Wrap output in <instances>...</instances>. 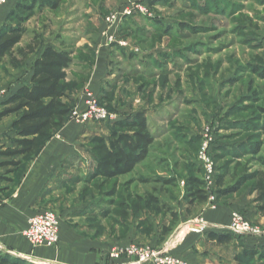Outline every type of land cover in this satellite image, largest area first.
<instances>
[{
	"label": "rangeland",
	"instance_id": "rangeland-1",
	"mask_svg": "<svg viewBox=\"0 0 264 264\" xmlns=\"http://www.w3.org/2000/svg\"><path fill=\"white\" fill-rule=\"evenodd\" d=\"M55 2L22 0L14 7L8 22L21 17L28 30L22 46L38 35L39 49H69L71 91L90 84L105 49L110 77L102 103L118 117L145 112L154 143L133 173L106 181L94 177V145L82 142L86 151L56 183L59 197L39 209L65 214L75 226L88 223L106 245L108 264L111 248L126 245L131 233L162 245L178 235L183 218L209 213L207 203L192 205L185 192L187 179L203 174L198 151L202 132L211 128L223 181L217 209L250 206L252 217L239 212L264 229L254 192L256 174L264 173V0H61L54 8ZM112 16L119 17L115 26L107 21ZM7 61L2 70L10 69ZM97 124L105 131L113 123ZM25 163L14 169L15 180L5 178L18 184ZM242 238L264 242V236H238L210 249L209 264H235Z\"/></svg>",
	"mask_w": 264,
	"mask_h": 264
},
{
	"label": "crops",
	"instance_id": "crops-1",
	"mask_svg": "<svg viewBox=\"0 0 264 264\" xmlns=\"http://www.w3.org/2000/svg\"><path fill=\"white\" fill-rule=\"evenodd\" d=\"M21 1L8 0L6 4L0 5V30L4 24L9 23V15ZM45 47L31 54L26 62L27 65H24V67L12 68L10 66V69L7 70H2L0 67V91H7V98L12 96L20 87L31 85L33 63L41 56L40 54ZM98 53L88 86L99 97V95H103L105 81H108L110 77V68L108 67L109 63L106 59L105 49L99 50ZM69 98L72 99L74 105L80 103V107L83 108L84 104L83 101H80L79 90L69 93ZM3 103L0 104V112L4 108ZM138 112L143 111L136 110L133 114L129 113L123 116L122 119L131 118ZM143 113L145 114V112ZM145 115L147 117V114ZM16 119L17 115H12L0 121V250L7 251L19 258L24 257L34 264H108L106 245L103 244V240L92 236V228L86 222L75 226L66 218L65 214H59L60 243L59 247L54 248L42 247L32 250L23 235V230L28 226L29 219L34 214L46 210L44 208L39 209L44 201L49 200L50 197H59L58 193L62 191V188L60 187L61 184L56 183L61 181L69 166H76L77 160L81 158L80 155L86 151L87 148L82 146V142L91 141V138L96 135L108 136L111 127H107L105 131H102L95 122L81 124L69 119L62 130L47 141L41 152L25 163L24 158L21 156L10 157L3 154L4 151L17 147L14 140L18 138V135L12 129ZM11 161L25 163L18 184L9 180L17 178L14 173L15 167L6 164ZM4 173L6 175L2 176ZM51 202L54 203L53 200H50L49 203L52 204ZM233 209L236 211L244 209L248 211L247 214L253 216L251 207L245 204L233 207ZM231 213L230 209L227 211L223 208L209 210L205 219L212 227L211 233L214 231L218 234H227L224 227L229 223ZM250 216H248L249 219ZM192 219L183 218L178 225V235H174L173 239L168 238L162 245L136 233H131L126 238V242L129 240L126 245L131 242H142L162 248L170 243L173 253L182 258L184 257L192 264L212 263L209 256L210 249L217 245L223 247L224 244L210 240L208 234H187L183 227ZM232 235L238 239V236ZM235 241L237 240L235 239ZM259 243L242 238L241 250L233 254L234 258L236 254L241 253L245 248L264 251V242ZM109 263L133 264L132 260L127 258L110 260Z\"/></svg>",
	"mask_w": 264,
	"mask_h": 264
},
{
	"label": "trees",
	"instance_id": "trees-1",
	"mask_svg": "<svg viewBox=\"0 0 264 264\" xmlns=\"http://www.w3.org/2000/svg\"><path fill=\"white\" fill-rule=\"evenodd\" d=\"M61 0L53 5L58 7ZM21 3L18 7H21ZM14 13L9 15L12 18ZM28 30L21 17L16 16L15 23L4 24L0 30V66L8 60L12 68L23 66L31 54L41 47L39 36L35 35L30 43L22 46L23 38ZM35 60L32 67L30 86L20 87L12 96L4 101V108L0 112V121L3 118L17 115L12 129L18 138L14 140L15 149L3 152L10 157L21 156L24 160H32L37 156L47 141L62 130V127L71 117L74 103L69 98L71 89L67 85L68 72L74 64V54L65 47L57 49L47 45ZM78 84V83H77ZM85 84L78 87H84ZM95 151L94 177L110 180L133 173L137 165L148 158L151 146L154 143L150 125L143 112L136 113L131 118L120 119L112 124L108 136L96 135L91 138ZM6 164L15 167L18 171L23 167L22 161H11ZM257 193L258 209L264 213V173L258 172L254 178ZM185 198L190 204H205L208 201L204 183L199 176H190L187 181ZM216 183L223 184L222 177L217 176ZM174 223L179 217L174 213ZM172 231L168 228L166 235ZM210 240L227 245L233 242L231 233H208ZM235 264H264V251L259 249H244L235 255ZM0 264H34L23 258L16 257L9 252L0 250Z\"/></svg>",
	"mask_w": 264,
	"mask_h": 264
},
{
	"label": "built area",
	"instance_id": "built-area-1",
	"mask_svg": "<svg viewBox=\"0 0 264 264\" xmlns=\"http://www.w3.org/2000/svg\"><path fill=\"white\" fill-rule=\"evenodd\" d=\"M8 0H0V5H4ZM133 8H129L126 13L130 14ZM143 13V12H142ZM116 16L108 17L107 21L110 25L118 24ZM80 101H83V108L80 103H76L71 111L70 119L81 124L91 122L95 123H115L120 121L122 117H118L113 112H110L106 105L101 101L89 86H85L80 91ZM8 92L0 91V104L6 101ZM211 128H207L202 132L201 144L199 147V160L202 164L203 174L202 179L204 189L208 198V208L215 210L218 208L217 197V168L214 165V148L215 140ZM230 221L224 227L226 233H231L236 236L262 237L264 236V229L259 225L251 223L247 217L241 212L231 211ZM212 227L206 221L205 217L198 216L196 219L189 221L183 230L189 233H203L211 232ZM23 235L28 243L35 246H42L46 248L59 247L60 243V218L52 209H47L34 214L29 219L28 226L23 230ZM110 259L122 260L124 258L131 259L133 264H192L184 257H180L172 252L170 243L164 248L156 246L129 243L128 245H115L109 252Z\"/></svg>",
	"mask_w": 264,
	"mask_h": 264
},
{
	"label": "water",
	"instance_id": "water-1",
	"mask_svg": "<svg viewBox=\"0 0 264 264\" xmlns=\"http://www.w3.org/2000/svg\"><path fill=\"white\" fill-rule=\"evenodd\" d=\"M23 259H26V258H24V257H22ZM27 260V259H26Z\"/></svg>",
	"mask_w": 264,
	"mask_h": 264
}]
</instances>
